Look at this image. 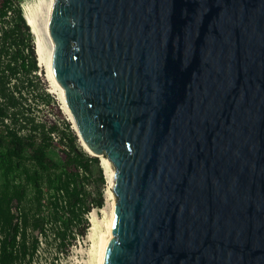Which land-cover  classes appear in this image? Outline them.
Here are the masks:
<instances>
[{
    "label": "water",
    "instance_id": "95a60500",
    "mask_svg": "<svg viewBox=\"0 0 264 264\" xmlns=\"http://www.w3.org/2000/svg\"><path fill=\"white\" fill-rule=\"evenodd\" d=\"M47 34L114 169L102 264H264V0H51Z\"/></svg>",
    "mask_w": 264,
    "mask_h": 264
},
{
    "label": "trees",
    "instance_id": "16d2710c",
    "mask_svg": "<svg viewBox=\"0 0 264 264\" xmlns=\"http://www.w3.org/2000/svg\"><path fill=\"white\" fill-rule=\"evenodd\" d=\"M33 38L18 2L2 0L0 264H33L44 250L57 264L86 235L87 215L104 205L99 159L81 148L69 122L46 128L35 118L32 101L52 98L36 75Z\"/></svg>",
    "mask_w": 264,
    "mask_h": 264
},
{
    "label": "bare ground",
    "instance_id": "6f19581e",
    "mask_svg": "<svg viewBox=\"0 0 264 264\" xmlns=\"http://www.w3.org/2000/svg\"><path fill=\"white\" fill-rule=\"evenodd\" d=\"M50 4L51 0H27L20 6V8L25 18V22H27V26L29 27V29L31 28L33 32L32 35L34 36V47L37 53L36 57L38 66L45 69V79L49 83L50 92L57 96L61 104L63 113L67 117L69 123L72 124V120L68 116V112L66 111L65 106L62 102L63 98L61 92L51 75L50 61L52 46L47 34V21ZM72 128L78 139L79 145L84 151L87 152L86 147L84 146L80 138V135L78 134L74 126H72ZM97 158L99 159L100 167L103 170L109 182V185H111L114 174L112 164L104 154H100ZM109 194L111 200L110 211L106 214V216H104L105 218L102 221V225H97L93 220H90L91 226L86 236L87 241L89 242V248L86 252L88 258L86 264H102L106 246L112 238L111 226L114 213V197L111 192Z\"/></svg>",
    "mask_w": 264,
    "mask_h": 264
},
{
    "label": "rangeland",
    "instance_id": "374dc122",
    "mask_svg": "<svg viewBox=\"0 0 264 264\" xmlns=\"http://www.w3.org/2000/svg\"><path fill=\"white\" fill-rule=\"evenodd\" d=\"M2 0H0L1 2ZM27 0H13V2H18L19 7L26 2ZM36 75L39 77L40 81L45 84L46 87V93H48L51 96V102L46 105L43 104L36 99V101H32V103L36 104V109H34L35 118L37 121L42 122L46 128H50L54 124H59L60 129H63L62 120H67V117L63 113L61 109V104L53 93L50 92L49 83L46 81L45 76V69L38 66V71L36 72ZM39 91L36 92L38 94ZM70 127L71 123H70ZM57 147V145H56ZM61 148L58 146V151H60ZM61 154V153H60ZM103 172V170H102ZM103 176L105 178V182L102 186L103 196H104V205L101 209H93L88 215L87 219L89 221V224L91 226L90 220H93L94 223L97 225H102V221L104 220V216H106L107 213L110 211V185L109 182L103 172ZM92 218V219H91ZM89 226V228H90ZM88 228V230H89ZM83 238H78L74 242V245L70 248L69 254L67 256H60L58 258L57 264H86L88 258H87V250L89 248V242L87 241V233ZM55 258L54 252L51 250L43 251L41 254L38 255V257L35 259L33 264H50L51 260Z\"/></svg>",
    "mask_w": 264,
    "mask_h": 264
}]
</instances>
